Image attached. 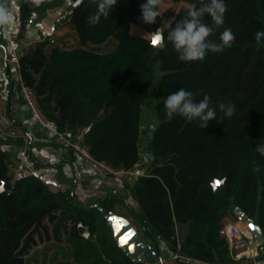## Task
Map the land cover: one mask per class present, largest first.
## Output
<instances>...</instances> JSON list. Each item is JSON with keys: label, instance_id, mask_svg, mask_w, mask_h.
I'll list each match as a JSON object with an SVG mask.
<instances>
[{"label": "trees", "instance_id": "1", "mask_svg": "<svg viewBox=\"0 0 264 264\" xmlns=\"http://www.w3.org/2000/svg\"><path fill=\"white\" fill-rule=\"evenodd\" d=\"M175 1L185 5L164 32L163 49L130 34L131 25L150 35L163 26L161 14L151 25L139 19L145 0H117L109 17L95 26L87 23L94 5L88 0L71 5L67 19L80 47H55L47 54L49 41L38 43L19 58L21 81L34 91L59 133L86 146L99 161L133 170L141 161L142 115L158 67L154 160L150 173L138 178L132 190L143 208L137 220L157 254L162 241L173 252L203 263L235 264L222 233L226 219L239 221V208L264 232V156L256 152L264 144V46L254 40V33L264 30V0H225V23L211 38L218 41L231 28L235 41L222 53L209 52L204 61L194 62L180 61L166 37L175 21L201 0ZM66 2L76 0H45L40 7L20 0L22 28L31 13L44 17ZM204 19L212 23L210 17ZM111 41L116 45L108 48ZM181 87L197 101L208 95L217 120L202 129L198 120L168 118L164 101ZM220 103L234 105L231 117L219 110ZM2 146L0 139V186L13 185L11 193L0 194V264H27L37 239L43 238L68 244L59 264H143L118 245L104 214L115 213L121 198L107 197L90 206L73 191L52 192L35 176L12 181ZM257 166L260 172L254 171ZM216 181H225L220 195L214 193ZM178 226L188 227L183 238Z\"/></svg>", "mask_w": 264, "mask_h": 264}, {"label": "crops", "instance_id": "2", "mask_svg": "<svg viewBox=\"0 0 264 264\" xmlns=\"http://www.w3.org/2000/svg\"><path fill=\"white\" fill-rule=\"evenodd\" d=\"M17 3L19 9L15 28L10 32L0 33V139L3 141L2 149L7 154L10 179L14 181L21 177L35 176L40 178L52 192L73 191L82 204L90 206H94L99 200L107 197H119L122 200L116 202L115 213L129 220L140 236L153 248L150 240L144 236L137 220L143 208L134 198L132 191L138 178L150 173L154 160L151 142L147 157L142 155L141 149L144 147L142 132L149 115L147 109L144 106L140 130L141 161L132 170L131 176L124 179H102L86 168L78 154L58 141L49 128L44 127L35 119L33 110L23 92L19 63L15 61L38 43L46 40L49 41L44 49L47 54H50L55 47L63 51L80 47L77 32L67 19L68 10L73 3L66 2L51 8L47 15L40 17L39 22L29 30L27 35L22 34L20 0H17ZM184 5L182 2L181 8ZM133 27L146 33L136 25H131V28ZM110 44L116 45V42L111 41ZM154 92H156L155 89ZM150 116L153 120L155 111ZM20 165L24 166L22 171L19 170ZM232 220L226 219V225L231 224ZM187 229V226H178L180 238L186 235ZM37 241V246L25 259L27 264H59L65 261V254L61 253L60 249L69 251V246L65 241L59 243L53 239L46 241L45 238L37 239ZM43 246H48L47 251L53 250L55 253L52 260L43 254ZM159 249L160 253L157 254L153 248L156 255L165 262L160 263L161 260L157 259L156 263L176 264L170 260L175 252L168 244L159 241ZM33 255L45 258V263L42 258L40 262L36 261ZM257 264H264V247L260 249Z\"/></svg>", "mask_w": 264, "mask_h": 264}, {"label": "clouds", "instance_id": "3", "mask_svg": "<svg viewBox=\"0 0 264 264\" xmlns=\"http://www.w3.org/2000/svg\"><path fill=\"white\" fill-rule=\"evenodd\" d=\"M76 2L79 5L84 0H76ZM88 2L95 6V11L87 17V23L90 26L98 24L101 17L107 19L117 4V0H88ZM25 3L40 7L45 0H25ZM163 4L164 0H145L140 4L139 19L142 23L154 24L160 16V8ZM18 9L17 0H0V33L10 32L15 28ZM226 12L225 0H201L199 7H189L186 15L175 21L166 39L171 43L180 61H204L209 52L222 53L226 48L232 47L235 34L231 28H225L220 33L218 41L211 38L216 30L224 25ZM206 16L211 18V24L205 22ZM152 35L158 39V43L153 45L164 43L160 28L156 29ZM254 40L258 45L264 46V30L256 31ZM164 107L168 118L181 116L188 121L198 120L199 127L202 129L208 127L209 121L217 120L216 107L210 105L208 95H204L202 100L197 101L193 92L183 87L166 97ZM217 107L226 117H231L235 111L234 105L231 104L220 103ZM256 152L264 156V144L257 146ZM254 171L260 172L261 169L257 166Z\"/></svg>", "mask_w": 264, "mask_h": 264}, {"label": "built area", "instance_id": "4", "mask_svg": "<svg viewBox=\"0 0 264 264\" xmlns=\"http://www.w3.org/2000/svg\"><path fill=\"white\" fill-rule=\"evenodd\" d=\"M77 5V2L73 4L74 7ZM39 20L40 16L36 12L31 13L24 25L22 34L27 35L29 30L33 28L34 25L39 22ZM15 61L19 63L18 59ZM22 86L24 95L33 110L35 119L44 127L49 128L54 133L58 141L62 142L65 146L78 154L81 158L82 164L91 172L95 173L102 179H124L133 174L132 170L116 168L104 161L97 160L93 155H91L89 149L86 146L74 142L68 139L64 134L59 133L56 123L52 120H49L41 110L34 91L32 89L26 88L23 84ZM23 169L24 166L20 165L19 170L22 171ZM222 233L229 244L231 257L236 262L235 264H257V258L260 254L261 246L247 228L242 230L238 225L229 224L224 226ZM83 237L89 238V234H84ZM170 260L176 264H209L186 257L179 252L175 253ZM164 262L165 261L162 260L160 261V263Z\"/></svg>", "mask_w": 264, "mask_h": 264}, {"label": "water", "instance_id": "5", "mask_svg": "<svg viewBox=\"0 0 264 264\" xmlns=\"http://www.w3.org/2000/svg\"><path fill=\"white\" fill-rule=\"evenodd\" d=\"M153 46L157 49H163L165 47V43ZM217 182L220 183L217 184ZM12 185V182L2 184L0 186V194L4 192L11 193ZM224 191L225 181H216L214 183V193L220 195ZM235 213L239 216L240 223L251 232L258 244L260 246H264V232L261 226L256 224L253 219H250L247 214L242 213L241 209L237 208ZM104 214L111 226L117 243L125 251L129 258L135 262L144 264H155L157 259H160V257H158L154 252L153 248L146 243L142 236H140L137 230L132 226L129 220L117 213L109 214L104 211Z\"/></svg>", "mask_w": 264, "mask_h": 264}, {"label": "rangeland", "instance_id": "6", "mask_svg": "<svg viewBox=\"0 0 264 264\" xmlns=\"http://www.w3.org/2000/svg\"><path fill=\"white\" fill-rule=\"evenodd\" d=\"M181 6H182L181 2H177L175 0H164V4L160 8V14L163 15L164 17V23L161 28L162 35L164 34L166 30L170 29L172 22L175 20L176 14L181 9ZM130 34L133 37L141 38V39L148 40V41H152L154 38L153 35L144 33L143 31H140L139 29L135 27L131 28ZM113 45L114 44H110L108 48H111ZM158 80H159V71H158V67H156L155 72H154L153 81H152L151 91L145 103V109H147V113H149V115L147 116V123L145 124V127L142 132V136H143L142 143L144 144V147L141 149H142V155L144 157H147L149 154V143L152 141V136H153V131H154L153 129L157 126L156 118L153 117V120H152L150 115L151 114L153 115V112H154V104L156 103L154 89L156 90ZM230 223L238 225L242 230L245 229V226L242 225L240 221L232 220ZM47 247L43 246L42 248L43 254L46 256V258L48 257V258H51L50 260H52V258H54L55 253H53V250L47 251L48 250ZM261 247H264V246H261ZM60 249H61V253L63 254L67 253V249L66 250L62 248ZM33 258H35V260L38 262H40V259L42 258L43 262L45 263L44 261L45 258L43 257L40 258V257H35V255H33Z\"/></svg>", "mask_w": 264, "mask_h": 264}, {"label": "snow or ice", "instance_id": "7", "mask_svg": "<svg viewBox=\"0 0 264 264\" xmlns=\"http://www.w3.org/2000/svg\"><path fill=\"white\" fill-rule=\"evenodd\" d=\"M152 42H153V44H156V43H158V39L156 37H154ZM219 183L220 182H217V184H219Z\"/></svg>", "mask_w": 264, "mask_h": 264}]
</instances>
